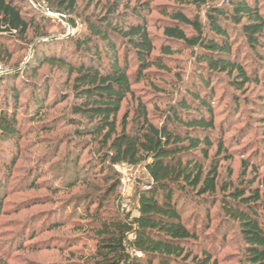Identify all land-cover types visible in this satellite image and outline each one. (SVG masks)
<instances>
[{
  "label": "trees",
  "instance_id": "obj_1",
  "mask_svg": "<svg viewBox=\"0 0 264 264\" xmlns=\"http://www.w3.org/2000/svg\"><path fill=\"white\" fill-rule=\"evenodd\" d=\"M153 1H107L81 17L82 29L76 34L50 40L47 28L57 21L39 6L59 12L61 18L69 16L76 26L79 0H36L37 5L31 0H0L2 64L34 39H48L35 45L29 68L13 72L3 83L0 143L17 148L26 119L36 124L53 100H69V113L59 120L73 126V134L58 144L57 152L65 147V170L76 180L83 176L104 181L99 195H84V208L76 210L93 236L88 264H219L212 251L228 241V231L234 228L243 240L246 264H264V177L244 186L220 182L218 159L230 160L232 155L226 153V121L220 119L215 103L221 76L232 88L227 107L231 117L245 106L237 93L253 82H264V0H176L171 10L162 11L168 18L161 26L159 44L148 19ZM189 5L204 7V19L188 16L182 8ZM240 38L251 51L246 61L240 59L244 53ZM180 45L189 50L196 71L193 81L182 77V69L177 71L179 94L164 109L160 123L151 120L139 97L132 127L130 113L119 121L123 103L135 97L134 79L161 78L171 72ZM44 65L65 70L68 92L52 90L49 79L25 77L37 75ZM27 91L29 96L20 105ZM262 121L264 128V116ZM53 122L41 126L48 131ZM251 156L264 158V149ZM121 163L143 164L150 178L136 189L134 215L118 203L121 174L116 165ZM244 165L257 175L258 167L246 160ZM9 173L10 162L4 160L0 191L1 175L6 178Z\"/></svg>",
  "mask_w": 264,
  "mask_h": 264
},
{
  "label": "rangeland",
  "instance_id": "obj_2",
  "mask_svg": "<svg viewBox=\"0 0 264 264\" xmlns=\"http://www.w3.org/2000/svg\"><path fill=\"white\" fill-rule=\"evenodd\" d=\"M107 1L110 0H79L78 14L75 15L76 26L72 25L69 16L61 18L56 11L51 13L57 22L56 25L47 28L49 35L47 38L63 40L76 34L82 29L81 17L98 11ZM175 2L176 0L153 1L154 10L148 15V19L151 32L158 37V44L162 39L161 26L168 18L162 11L171 10L170 5ZM182 9L188 16L199 15L201 19L205 17L204 7L196 8L189 5ZM48 39L36 38L28 47L18 51L11 62L7 64L0 62V100L5 92L3 84L5 79L12 76L13 72L21 74L29 68L33 61L35 45ZM238 43L242 44L244 50L240 59L246 61L247 57H251V51L243 45L241 38ZM177 48L179 50L173 55L171 72L161 78L153 76L147 80L134 79L135 97L129 96L119 112V121L125 113H130L129 128L133 125L132 117L138 104L137 97L147 104L151 120L160 123L164 109L174 97L177 99L179 94L177 71L182 69V77L191 78L193 81L196 68L191 64L190 52L182 45ZM133 70L134 68H131V71ZM25 77L29 81L37 82L49 79L52 90L60 89L64 93L69 91L67 73L56 66L44 65L38 70L37 75L29 73ZM22 79L23 77H20L16 83H20ZM162 87L166 91L160 90ZM216 89L217 112L220 119L226 121L225 139L228 141L226 153L232 155L230 160L218 159L219 179L222 183L232 184V187L244 186L254 178L264 177V158L254 159L251 156L256 149H264V128L261 126L264 116V82H253L243 92L237 93L244 99L245 106L233 117L229 116L227 111L230 99L228 93H231L232 88L223 76L218 80ZM28 96L29 91L20 98V105L24 104ZM59 101L60 99H55L50 103L49 112L40 118V122L31 125L32 119H26L17 148L0 143V163L7 160L11 167V173L6 178L1 175L4 190L0 191V264H88L86 257L94 250L93 236L80 223L82 217L78 216L76 210L79 206L80 211L84 208L85 205L82 204L84 195L89 197L99 195L104 181L83 176L82 180H76L74 174L66 172L65 147L61 146L58 152L56 147L63 139L72 138L74 128L59 120L65 113H69L67 110L69 100ZM20 110L22 111V108ZM51 120H54L50 125L53 128L46 131L41 123ZM214 150L215 148L211 152L212 155ZM86 157L85 152L82 155V162ZM245 160L259 168L257 175L251 168L244 167ZM208 165L207 161L206 166ZM128 174L132 180L123 193L119 187L118 203L120 208L134 215L137 214L138 204L136 189L147 183L150 178L143 164L131 165ZM71 204L72 208H68ZM216 221H213L212 226ZM212 230L213 228L208 232ZM200 248L198 244L195 250L199 251ZM242 248L243 240L238 230L234 228L228 231V241L222 243L219 248H214L212 255L219 264H246Z\"/></svg>",
  "mask_w": 264,
  "mask_h": 264
},
{
  "label": "built area",
  "instance_id": "obj_3",
  "mask_svg": "<svg viewBox=\"0 0 264 264\" xmlns=\"http://www.w3.org/2000/svg\"><path fill=\"white\" fill-rule=\"evenodd\" d=\"M131 168L130 164L127 163H121L116 165V169L119 171L121 174L120 177V190L123 193L125 191V187L129 182H131V177L128 174V170Z\"/></svg>",
  "mask_w": 264,
  "mask_h": 264
},
{
  "label": "water",
  "instance_id": "obj_4",
  "mask_svg": "<svg viewBox=\"0 0 264 264\" xmlns=\"http://www.w3.org/2000/svg\"><path fill=\"white\" fill-rule=\"evenodd\" d=\"M34 4L37 5V2L36 0H33ZM41 9H43L46 13L48 14H51V13H54L55 11H52V10H48V9H45V8H42L41 6H39ZM58 14H60L59 12H57Z\"/></svg>",
  "mask_w": 264,
  "mask_h": 264
}]
</instances>
